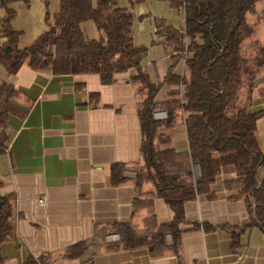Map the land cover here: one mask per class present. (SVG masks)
I'll list each match as a JSON object with an SVG mask.
<instances>
[{
    "label": "trees",
    "instance_id": "obj_1",
    "mask_svg": "<svg viewBox=\"0 0 264 264\" xmlns=\"http://www.w3.org/2000/svg\"><path fill=\"white\" fill-rule=\"evenodd\" d=\"M9 0H1L0 65L7 74L26 62L39 71L52 73L96 72L103 83L113 81L117 72L135 68L129 77L138 84L136 104L141 132L140 160L131 167L135 193L130 220L116 224L111 231L118 239L105 248L146 247L152 257L167 252L178 254L183 204L197 194L214 196L211 185L221 166L231 165L235 175L223 185L233 190V197L246 201L250 220L231 227L233 244L238 232L257 225L264 232V177L260 169L264 156L259 148L255 122L261 109H252L255 78L264 68V39L254 37L258 23L264 20V0H164L183 11V25L175 26L161 16H153L154 31L150 44H160L168 58L161 79L152 80L142 64L148 45L137 43L133 34L131 7L142 0H58L52 13L44 14L46 28L28 45L19 47V30L11 20L15 15ZM91 20L103 33L85 39L81 23ZM183 60V71L175 64ZM163 83L178 85L177 93L158 99ZM6 81L0 78V92ZM6 91L0 106V154L7 147L10 133L6 118L16 110ZM157 110L164 117H155ZM185 124L188 148L177 150L169 144L164 130L176 122ZM122 163L111 166V180H124ZM144 182L150 189L144 190ZM1 184V182H0ZM161 197L173 212L171 220L158 222L154 198ZM141 209L145 214L137 220ZM13 193L0 191V246L13 230ZM86 241L67 246L61 256L81 255ZM50 252L28 253L22 264H45ZM0 264L4 257L0 251Z\"/></svg>",
    "mask_w": 264,
    "mask_h": 264
},
{
    "label": "crops",
    "instance_id": "obj_2",
    "mask_svg": "<svg viewBox=\"0 0 264 264\" xmlns=\"http://www.w3.org/2000/svg\"><path fill=\"white\" fill-rule=\"evenodd\" d=\"M153 2L166 9L164 0H142L131 10L135 41L149 46L142 64L157 80L166 69L159 70L150 53L152 18L161 16L182 26L183 16L176 12L174 19L175 7L168 2L167 13L156 12L148 7ZM263 24L264 20L258 23L254 35ZM135 73V68L117 72L113 81L103 83L96 72L57 74L23 62L7 74L2 66L0 78L6 85L0 92V106L9 87L16 91L11 98L16 110L6 118L10 137L0 154V191L13 193L14 214L12 234L0 246L4 264H22L28 253L41 252L51 253L45 264H264V232L259 226L241 229L233 244L229 228L246 224L250 213L246 201L233 197L234 191L223 185L224 179L235 175L231 165L221 166L211 185L214 196L200 193L184 202L177 255L152 257L146 247L105 248L110 242L105 234L132 216L131 166L140 160L141 143L136 111L140 94L138 84L129 79ZM250 107L262 110L255 134L264 156V68L255 78ZM157 111L159 117L165 116V111ZM164 131L175 149L188 148L184 122ZM114 163L125 165L119 183L111 180ZM260 176L264 177V164ZM150 187V182L142 185L144 190ZM153 209L160 223L173 216L161 197L154 198ZM144 214L141 209L136 219ZM79 240L86 241L81 255L61 256Z\"/></svg>",
    "mask_w": 264,
    "mask_h": 264
},
{
    "label": "rangeland",
    "instance_id": "obj_3",
    "mask_svg": "<svg viewBox=\"0 0 264 264\" xmlns=\"http://www.w3.org/2000/svg\"><path fill=\"white\" fill-rule=\"evenodd\" d=\"M121 5L128 6V0H118ZM8 6H11L15 10V15L11 20V24L15 29H18L19 36H18V46L23 47L30 44L35 37L41 33L46 28V23L44 21V14L46 11L52 13L58 7V0H9L7 2ZM163 5L166 9L160 10L156 3L149 4V8L153 9L154 11H160L163 13H167L168 4L164 2ZM140 6V5H139ZM4 7L0 8V15L3 13ZM174 19H176V12H178L179 17L183 16V11L181 8L175 9L174 11ZM167 15V14H166ZM169 19V18H168ZM175 22V20H174ZM144 24V23H143ZM137 22H134V31L135 26H137ZM83 35L85 39L88 38H98L103 33L97 30L91 21L85 22L81 24ZM145 30L142 31V35L145 36ZM254 37L262 39L264 37V24L260 26L259 30L256 32ZM138 41V39H137ZM151 56L156 61V67L160 70L166 69L168 66V59L164 54L163 48L160 44H153L150 47ZM2 66L0 65V71ZM173 70L175 72H182L183 71V62L179 60ZM166 71V70H165ZM178 85L176 84H168L163 83L160 87L158 92L157 98L161 99L163 97H169L174 93H177Z\"/></svg>",
    "mask_w": 264,
    "mask_h": 264
},
{
    "label": "built area",
    "instance_id": "obj_4",
    "mask_svg": "<svg viewBox=\"0 0 264 264\" xmlns=\"http://www.w3.org/2000/svg\"><path fill=\"white\" fill-rule=\"evenodd\" d=\"M0 8H1V0H0ZM159 114H160V112H158V111L154 112L155 117H159ZM39 201L42 202V198H39ZM118 237H119L118 233H116V232H109V233H106L104 236L105 240L110 241V242L117 240Z\"/></svg>",
    "mask_w": 264,
    "mask_h": 264
}]
</instances>
